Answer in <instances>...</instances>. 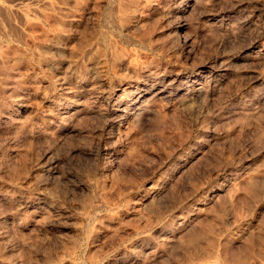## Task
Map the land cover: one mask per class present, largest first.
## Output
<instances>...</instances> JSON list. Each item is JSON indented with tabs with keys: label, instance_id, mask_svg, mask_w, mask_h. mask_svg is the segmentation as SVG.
I'll return each mask as SVG.
<instances>
[{
	"label": "rangeland",
	"instance_id": "obj_1",
	"mask_svg": "<svg viewBox=\"0 0 264 264\" xmlns=\"http://www.w3.org/2000/svg\"><path fill=\"white\" fill-rule=\"evenodd\" d=\"M0 264H264V0H0Z\"/></svg>",
	"mask_w": 264,
	"mask_h": 264
}]
</instances>
